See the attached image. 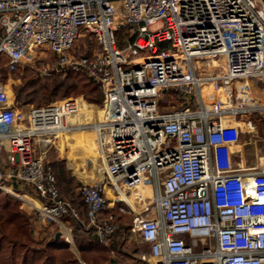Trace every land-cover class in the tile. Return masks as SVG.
Listing matches in <instances>:
<instances>
[{
  "label": "built area",
  "instance_id": "obj_1",
  "mask_svg": "<svg viewBox=\"0 0 264 264\" xmlns=\"http://www.w3.org/2000/svg\"><path fill=\"white\" fill-rule=\"evenodd\" d=\"M86 35L92 54L75 48ZM23 66L42 78L85 70L103 101L20 107L4 68ZM250 78H264L263 0H0V189L30 185L39 220L72 214L105 243L117 229L105 208L124 202L155 264H264V155L234 157L243 114L264 121V104L235 100ZM167 89L185 105L162 110ZM77 134L105 174L81 185L84 215L37 149Z\"/></svg>",
  "mask_w": 264,
  "mask_h": 264
},
{
  "label": "trees",
  "instance_id": "obj_2",
  "mask_svg": "<svg viewBox=\"0 0 264 264\" xmlns=\"http://www.w3.org/2000/svg\"><path fill=\"white\" fill-rule=\"evenodd\" d=\"M130 33V27L124 28L122 34L120 33L121 39L123 36L129 35ZM120 43L122 44V40H120ZM164 46H166L165 42L160 44V47ZM17 71L27 73L25 77L27 79L24 78L25 81L16 87L15 92L13 91L15 100L20 107L30 104L38 105L43 99H50L59 93H62V95H67L69 93L84 94L89 101L98 104H101L103 101L104 92L101 85L85 70H68L65 73L49 77L47 82H43L42 80L44 78L40 77L37 72L30 67L23 66ZM4 76L6 80L9 79V74L5 68ZM49 79L54 80L49 83ZM170 93L174 94L176 97L170 98ZM163 94L167 99L160 100V107L162 110H174L185 105V101L177 97V93L174 89H167ZM48 166L52 169L54 168L51 163H48ZM59 172L63 174L60 169ZM55 174L57 176L56 172ZM13 184L14 187L18 189L20 182L14 181ZM23 189L31 191L32 193L34 192L32 187L28 184H26ZM122 206L126 207V204L121 202L117 207ZM106 212L107 215H113V221L116 222L117 218H115L113 210L109 209ZM21 217L24 219L25 216L20 210V202L10 193L0 189V242L6 241L10 243L11 241L19 240L20 230L18 226L25 223L26 220L24 219L23 222L16 221ZM62 221L71 224L73 241L80 252L81 258L86 264H97L98 258H96V256L102 254L106 255L104 259L105 262L112 261L113 254L118 252L117 245L125 243V241L119 243L117 239L119 237L118 233H120V236L123 238L127 234L128 227L126 226H120L118 231L116 229L108 242L105 243L100 241L99 238L93 234L92 229L87 228L78 219L73 217L72 214L64 215ZM74 227H76L81 234H76L74 232ZM46 237L42 239L32 238L30 241L27 240V247L22 253L20 251L15 252L14 249H12L11 253L1 246L0 264H11L8 263L5 255L8 252L9 256L12 257V260L17 264H80L78 256L71 247L69 241L61 236L58 238H56L55 235L51 238Z\"/></svg>",
  "mask_w": 264,
  "mask_h": 264
},
{
  "label": "rangeland",
  "instance_id": "obj_3",
  "mask_svg": "<svg viewBox=\"0 0 264 264\" xmlns=\"http://www.w3.org/2000/svg\"><path fill=\"white\" fill-rule=\"evenodd\" d=\"M122 34V31L120 32ZM75 48L78 52L83 54H92L95 52L99 47L97 42L93 37L90 35H86L79 40H77L75 44ZM213 71H217L215 68L212 69ZM27 73L25 72H16L12 74L9 77V82L12 84V91H16V87L21 85L25 80ZM52 77V76H51ZM49 78V77H48ZM48 78H45L42 80L43 82H47ZM27 79V78H25ZM49 83L52 82L54 79H49ZM244 83H248L246 88L248 89L247 93L241 92V96L237 97L235 100L236 102H240L244 104L246 107H257L261 104H264V78H250L248 80H241L240 82L237 81L233 84L232 90L234 95L237 96L238 94V88L243 87ZM242 84V85H241ZM76 96H84L81 94L76 93H69L67 95H62V93H59L55 97H51L50 99H43L41 103L38 105L49 103L57 100H62L64 98L69 97H76ZM170 98L176 97L174 94L170 93ZM104 98V96H103ZM87 99V98H86ZM166 96L162 94L160 100H166ZM36 101V102H40ZM87 101H89L87 99ZM91 102V101H89ZM96 103V102H94ZM98 104V103H97ZM31 105L24 106L26 108L31 107ZM179 105V104H178ZM177 105V106H178ZM37 106V105H33ZM172 107V106H171ZM248 120H252L253 124L255 126L254 129L249 125ZM241 125L243 126L244 132L242 133L241 139L239 144L235 147V153L234 157L237 160H244L245 164L248 166L257 165L259 162V158L264 155V121L261 120L260 113H254L251 116H247L246 114H243V117H241ZM247 122V124H246ZM71 136L74 133H69ZM84 135V134H83ZM91 135V134H89ZM93 135V134H92ZM79 134L75 135L74 139H70L68 136L58 137V138H52V142H49L47 146H40L38 145L37 149L42 150L45 152V158L48 163H51L54 167V170L57 173V179L60 188V192L62 196L66 193V190H70L71 188L77 189L78 186L81 185V183L74 181L77 180L76 174H83L84 178H87V183H95L97 181L93 179L94 175L103 173L101 168V160L99 158V155L96 153L95 150L90 149L87 147V141H83L84 137ZM95 137V136H94ZM2 156L4 158L7 157V151H2ZM70 166V167H68ZM59 169L63 174H60ZM80 171H83L82 173ZM103 175V174H102ZM105 177L103 175L102 177L98 178L97 180H101ZM63 181V182H61ZM76 182V183H75ZM17 192V191H15ZM124 199L129 201V197L124 196ZM65 198V197H64ZM125 209H122L121 207L115 206L112 210L115 215V218H117L115 224L117 226V231L120 226H126L127 234L123 237L120 236V233H118V242H124L117 245V251L116 254L119 255V257H122V260L125 261V264H150L152 262L155 264L154 260L149 256V247L147 244H145L141 238H139V235L132 231V223L134 222V215L129 212V207H124ZM74 232L76 234L79 233L74 227ZM54 236L53 233H50L48 237L51 238ZM108 256V255H107ZM143 256H145L143 258ZM98 258L97 264H105L106 262L104 259L106 258L105 254L96 256ZM150 259V262L148 261ZM152 259V260H151Z\"/></svg>",
  "mask_w": 264,
  "mask_h": 264
},
{
  "label": "crops",
  "instance_id": "obj_4",
  "mask_svg": "<svg viewBox=\"0 0 264 264\" xmlns=\"http://www.w3.org/2000/svg\"><path fill=\"white\" fill-rule=\"evenodd\" d=\"M68 167H70V166H68ZM80 172L82 173L83 171H80ZM102 174L105 175L104 172L94 175L93 179H95V180H92V181H98L97 179L102 177L103 176ZM76 176H77V180H74V181L81 183V185H83L84 183H87V181H91V180H87V178H84L83 174L82 175L76 174ZM61 182H63V181H61ZM58 184H60V182ZM25 185H26L25 183L20 182L19 188L16 189L14 187V184L11 183V188L14 191H12L10 188L7 189L8 192H12V193L17 191L16 193L18 195H16V194H11V195L20 202V210L22 211V213L25 216L24 219H26L25 223H22L20 226H18V228L20 230V232H19V236H20L19 240L20 241L14 240V241H11L10 243L6 242V241L0 242V247L2 246L3 248L7 249L11 253H12V249H14L15 252L20 251L22 253L23 250H25L27 247V243H28L27 240L30 241L32 238L42 239L43 237L48 236L50 233H54V235L56 237V234L58 232H61L60 236L71 243V247L76 252L78 259L80 261V264H86V262H84V260L81 258L80 252H79L78 248L76 247V245L73 241V232H72L71 224L68 222H63V221H62V224L57 223V222L45 224L41 220H39V218L37 216L36 209L31 202V200H32L31 198H34L36 203L39 202V199L32 197V196L36 195L34 192L32 193L31 191L24 190L23 188ZM81 185L78 186L77 189L71 188L70 190H66V193L63 195L67 200H69L80 211V213L82 215H84L86 213V206H85L84 199H83L81 192H80ZM120 200H124L122 196H121ZM118 205H119V203L117 204V206ZM114 207L115 206L107 207L104 211V214L107 215L106 211H108L109 209H113ZM19 219H21V220H19ZM19 219L16 221H18V222L24 221V219L22 217ZM60 236H58V237H60ZM58 237H56V238H58ZM145 244H147L149 247V256H150V246L148 243H145ZM5 255H6V258L8 260V263L17 264L15 261L12 260V257L9 256V252L6 253ZM112 258H113L112 261L106 262L105 264H125V261L122 260V257L120 258L119 255H117L116 253L113 254ZM148 261L150 262V259H148ZM150 264H153V263L150 262Z\"/></svg>",
  "mask_w": 264,
  "mask_h": 264
},
{
  "label": "water",
  "instance_id": "obj_5",
  "mask_svg": "<svg viewBox=\"0 0 264 264\" xmlns=\"http://www.w3.org/2000/svg\"><path fill=\"white\" fill-rule=\"evenodd\" d=\"M263 2H264V0H263ZM60 234H61V232H58L56 234V237L60 236ZM203 264H213V262L212 261H205Z\"/></svg>",
  "mask_w": 264,
  "mask_h": 264
},
{
  "label": "bare ground",
  "instance_id": "obj_6",
  "mask_svg": "<svg viewBox=\"0 0 264 264\" xmlns=\"http://www.w3.org/2000/svg\"><path fill=\"white\" fill-rule=\"evenodd\" d=\"M123 195L126 196V197H128L126 194H121L122 197H123ZM123 199H124V197H123ZM124 200H125V199H124ZM129 200H130V198H129Z\"/></svg>",
  "mask_w": 264,
  "mask_h": 264
}]
</instances>
